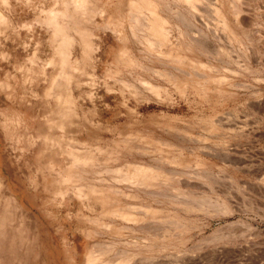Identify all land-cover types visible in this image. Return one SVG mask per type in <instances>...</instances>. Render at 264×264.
<instances>
[{"label": "rangeland", "instance_id": "rangeland-1", "mask_svg": "<svg viewBox=\"0 0 264 264\" xmlns=\"http://www.w3.org/2000/svg\"><path fill=\"white\" fill-rule=\"evenodd\" d=\"M10 1L9 7L0 3L12 21L0 37V264H119L126 252L122 264H264V0H243L242 43L228 40L234 33L217 31L208 7L214 0H202L196 14L180 8L196 31L183 30L200 38L203 33L206 50L215 52L189 56L202 59L208 76L224 80L203 81L204 95L195 82L179 77L184 79L180 90L150 71L169 72L173 64L143 57L132 40L122 43L101 27L110 16L125 13V5L115 13L119 0H101L110 4L86 24L93 45L88 58L82 36L69 29L76 37L69 54L82 70L70 84L74 113L59 115V127L51 122L55 100L45 96L59 69L58 44L51 40L52 29L32 26L52 7L62 13L65 4ZM121 19L129 34L127 20ZM168 35L161 46L166 53L180 42L177 28ZM124 45L135 63L119 59ZM141 80L160 85L161 93L147 91ZM132 86L140 89L135 88L137 94ZM50 135H57L58 150L48 144ZM135 165L157 169L163 177L156 184L164 183L138 188L123 180ZM173 188L221 197L229 213L185 211L169 201ZM147 206L161 217H182L193 228L185 241L167 247L162 238L152 244L141 240L155 226L123 214L138 216ZM234 232L233 240L217 237Z\"/></svg>", "mask_w": 264, "mask_h": 264}, {"label": "bare ground", "instance_id": "bare-ground-1", "mask_svg": "<svg viewBox=\"0 0 264 264\" xmlns=\"http://www.w3.org/2000/svg\"><path fill=\"white\" fill-rule=\"evenodd\" d=\"M177 1L179 2L178 4H176L175 6L174 5L170 6V4L164 5V4H162L156 0H126V2L124 4L122 3V0H119V6L116 7L115 13L117 14L119 11H121L123 9L122 5H125V10L123 9L125 11V13H124L125 16H124V14L120 15L119 13L117 15L114 14L115 16L112 15L109 17L108 20L106 19L105 23L101 27H105L107 29H111L112 31H114L122 43L128 44L129 41L132 40L134 43H136L139 46V50L141 51V54L143 55V57L150 58V59L167 60L169 63H171V65L173 64L172 71H169V72L166 71L164 73H161V70L157 71V70L153 69L154 67H152V68L150 67L149 68L150 71L155 72V73L163 76L168 81L171 80L176 85V87L180 90H182V88H183V85H184L183 80L184 79L187 81V83L188 82L189 83L195 82L194 88L197 89L198 92L203 93V95H204L206 93V90L203 91V89H201V84L203 81L220 84V82H222L224 80H221V79L216 78V77H212L214 74L212 76H210V75L208 76L205 72H203L206 65L201 61L202 59L199 60L198 58L195 59L194 57L189 56L190 53H198V52H200L201 54L203 53V54L207 55L209 53V51L211 52V50H206L207 47H205L206 45L204 43V40H202V38L205 37V35L200 32L201 30L199 31L200 28L199 29L197 28L198 29L197 32H200V35L202 36V38H200L199 36H196V35H191V34L189 36V33L187 34L183 30V27L192 28L193 25H192L191 21L186 19V16L183 14L182 9H180L181 7L182 8L184 7L186 9H189L193 14H196L199 12V8L201 6L200 4L204 3V2H202V0H177ZM63 2L65 4V10L62 11V13H60V10H58L57 8L52 7L48 11L49 12L48 16L46 18L44 17L45 19L41 18V16H38L35 20V23L32 26V27H34V26H39V27L47 26L48 28L52 29L53 36H52L51 40L53 42L56 41L58 44V51L60 52V55H59V60H58L57 66H59V69L57 70L58 72L56 73L55 77H52L51 84L49 86V89L46 90V95H45L46 97H50V98H53V100H55L56 109H54V110L56 111L55 112L56 121H55V118H53L51 120V122L58 127L60 126L57 123V121L59 120V115L62 118H66V117L71 116L74 113V110H73L74 99L72 98V92H71V85L70 84L72 83V81L74 79L76 81V79H77L76 74L82 70L81 66L78 63H76L77 61L73 62L71 60V57H70L71 52L69 54L68 48L70 47V45L72 46L73 43L76 41V39H75L76 37L74 36V34L72 35V33L70 31L73 29V31L76 32L77 36L78 35L82 36L81 38L83 41H82L81 45H82L84 54L88 58L89 53L93 48V45L90 42V38H89L90 32L88 29H86V24H88V23L92 24L91 16H93L94 14L100 13V12L103 14L106 13L105 10H106L107 6L110 4V2L104 3V1L102 4L101 0H63ZM0 3L2 6H6V7H9L11 5L10 0H0ZM242 4H244L243 0H214V2H212V4H210V5L208 4V7L210 8L209 14H210V17L212 18V19L211 18L210 19L216 21V23L219 27V28L217 27V31H219V29H220L221 31L225 32L226 34L234 33L235 36L233 35V38H231L228 35L229 41L235 40V41H238L239 43H242L244 41V40L243 41L241 40V38H243V36L240 33L241 30L239 29L240 32H238V28L241 26L240 25V17L242 16L241 14L243 12ZM121 17H125V19L127 20L129 34H126L124 31L125 30V24H124V21L121 19ZM10 25H12L11 19L4 12L0 11V37L3 34V32ZM174 27L179 30L180 42L176 47L173 48V50H171V52L166 53L165 51L161 50V46L170 40V38H169L170 35H168V34L170 33L171 29ZM69 29H71V30H69ZM192 31H196V30H194L192 28ZM202 31H203V29H202ZM242 32L244 33V31H242ZM245 38H247V36ZM226 40H227V36H226ZM37 43H39V41ZM124 47L125 48H123V50L121 51V53L119 55V59L121 61H127L131 64L135 63L137 61V59H135V57L129 53V48L127 46L124 45ZM203 49H205V50H203ZM207 49H209V48H207ZM55 50H56V48H55ZM201 50H203V51L201 52ZM37 51H38V48H37ZM71 51H72V49H71ZM206 52H208V53L206 54ZM223 53L225 54V52H223ZM212 54H215V52ZM217 54L224 55L221 53H217ZM208 56H212V55L208 54ZM217 57H218V55H217ZM32 60H33L32 62L34 64H36L38 62L37 52L35 53V56L32 57ZM162 64H164V63H162ZM188 65L192 66L191 70H190V66L187 67ZM32 66L33 65L31 64V68L30 69L27 68V71L30 72L32 69L34 70V68ZM216 69H218V68H216ZM170 70H171V68H170ZM220 70H219V72H220ZM246 71H247V69H246ZM117 74H118V72H117ZM78 75L79 74H77V77H78ZM222 75H224V74H222ZM179 77H182L184 79H180ZM224 77H226V75ZM126 78H128V77H126ZM138 79H140V78H138ZM146 79L147 78H145V80ZM80 81H77V82L80 83ZM137 82H139V81H137ZM142 85H143V87L145 86L147 91L152 92V94L153 93L156 94V96L161 93L162 88L160 87V85L157 86V85H154L148 81H142ZM133 87L134 86H132V88ZM135 88L136 87H134L132 91H133V93L137 94L138 91L136 89H138V88H136V89ZM138 90H140V89H138ZM70 119H69V121H70ZM67 120L68 119H66V121ZM215 124H216V122H215ZM210 126H211V124H210ZM213 127H214V125H213ZM56 136L57 135H50V139H48V144L54 150H58L59 146H60L59 140L57 139ZM68 147H69V144H68ZM67 150H68V148H67ZM69 152H70V150H69ZM66 160L67 161H75V158L74 157L66 158ZM157 161H160V160H157ZM115 171H117V170L115 169ZM181 172H183V171H181ZM162 177L163 176H161L159 174V171L157 169H155L153 167H149V166H142V165H137V166L135 165L131 172H129V173L126 172L121 176V178L123 180L127 181L128 183H130V184H132L138 188H147V187H152L155 185L159 186L162 183H164V182H162L160 184V182H158V184H156L157 181L162 179ZM166 178L167 177L165 176L164 181H166L165 180ZM0 186H1V184H0ZM174 190H175V188H173L171 190V192L169 193L170 194L169 201L175 203L179 208H182L185 211H203L206 213H212L211 215H215L213 213L217 214L218 211H221V210H223V212H225L226 207H227L226 205L228 204V203L226 204L223 199L221 201V199H220L221 197L219 199L218 198L214 199V198H210L209 196L208 197L207 196H195L192 192H189V191H180V190L176 189V192H174ZM156 193L161 195L157 191H156ZM162 195H165V194H162ZM12 207H13V205H12ZM141 210H143V213H141V214L139 213L141 217H138L139 214H138V216L134 215V213L132 215L123 214V217H125L128 220H132V221L138 222V223L140 221L142 222L143 220H145L146 223L148 222V223H150V225L155 226V228H152L150 226L151 230L147 229L149 231L148 235L146 234L147 236L142 237L141 240L146 239V240L151 242V241L157 240V239L161 240V238H162L163 241H165L164 243L163 242L162 243L163 244L167 243V247H169L171 243H174V242L179 243V242L185 241L186 234L189 231V229L191 228V226H189V224L187 226V222L185 225L184 219L182 217L177 216V215H167V216L165 215V216L161 217L160 215L159 216L157 215L158 211L156 209H154V208L151 209L148 206L146 208L144 207V209L141 208ZM228 211L226 210V212H228ZM221 214L222 213H220V215ZM150 219H152L151 222L149 221ZM143 225H145V224H143ZM148 227H149V224H148L147 228ZM142 229H144V228H142ZM145 229H146V227H145ZM191 229H193V228H191ZM222 233H224V232H222ZM241 235H242V233H241ZM217 237H219L222 240L227 241V240H233L237 236L234 232V233H228L226 235L225 234H223V235L218 234ZM160 243H161V241H160ZM151 244H152V242H151ZM168 244H169V246H168ZM171 245H173V244H171ZM147 246H149V245H146V248H148ZM153 247H155V246H153ZM163 247H164V245H163ZM150 249H152V248H150ZM140 251L141 250H139V252ZM126 253L127 254H125V253H123V255L121 254V262L119 264H122L125 261H128L127 260L128 252H126ZM130 254H129V256L132 257V255H130ZM105 263H106V261H105Z\"/></svg>", "mask_w": 264, "mask_h": 264}]
</instances>
